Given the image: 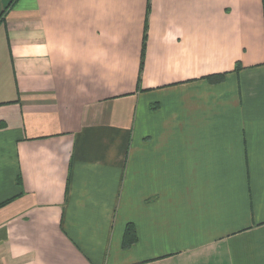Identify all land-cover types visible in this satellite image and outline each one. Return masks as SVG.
<instances>
[{
  "label": "crops",
  "instance_id": "obj_1",
  "mask_svg": "<svg viewBox=\"0 0 264 264\" xmlns=\"http://www.w3.org/2000/svg\"><path fill=\"white\" fill-rule=\"evenodd\" d=\"M0 16V264H264V0Z\"/></svg>",
  "mask_w": 264,
  "mask_h": 264
},
{
  "label": "trees",
  "instance_id": "obj_2",
  "mask_svg": "<svg viewBox=\"0 0 264 264\" xmlns=\"http://www.w3.org/2000/svg\"><path fill=\"white\" fill-rule=\"evenodd\" d=\"M0 18H1V16H0ZM240 67H241V65H238V67H236V70L237 69H240ZM222 78H223L222 75H218V76H208V79L211 80V81H220ZM1 205H3V203L0 204V206ZM135 238H136V235H135L134 226L132 224H129L127 226V229H126V241H131V240H134Z\"/></svg>",
  "mask_w": 264,
  "mask_h": 264
}]
</instances>
